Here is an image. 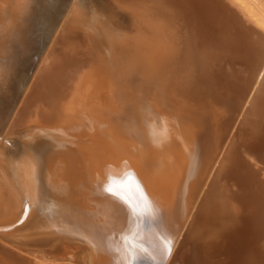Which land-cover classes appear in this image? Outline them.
Masks as SVG:
<instances>
[{
  "label": "bare ground",
  "instance_id": "1",
  "mask_svg": "<svg viewBox=\"0 0 264 264\" xmlns=\"http://www.w3.org/2000/svg\"><path fill=\"white\" fill-rule=\"evenodd\" d=\"M102 1L6 98L0 264H264V0Z\"/></svg>",
  "mask_w": 264,
  "mask_h": 264
},
{
  "label": "rangeland",
  "instance_id": "2",
  "mask_svg": "<svg viewBox=\"0 0 264 264\" xmlns=\"http://www.w3.org/2000/svg\"><path fill=\"white\" fill-rule=\"evenodd\" d=\"M71 1L8 0L4 5L0 15V116L25 92ZM74 5L67 30L77 31L81 28L78 25H89L87 33L95 34L102 46H106L109 32L126 23L111 4L102 0H75Z\"/></svg>",
  "mask_w": 264,
  "mask_h": 264
},
{
  "label": "snow or ice",
  "instance_id": "3",
  "mask_svg": "<svg viewBox=\"0 0 264 264\" xmlns=\"http://www.w3.org/2000/svg\"><path fill=\"white\" fill-rule=\"evenodd\" d=\"M161 255H168L171 252L170 247L167 245V243L162 244V247L160 249Z\"/></svg>",
  "mask_w": 264,
  "mask_h": 264
}]
</instances>
